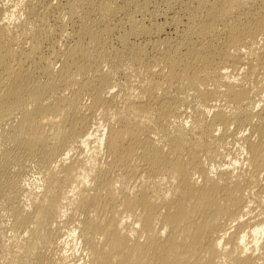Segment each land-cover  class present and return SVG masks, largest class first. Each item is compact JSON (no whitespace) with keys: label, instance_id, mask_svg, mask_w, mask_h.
Instances as JSON below:
<instances>
[{"label":"bare ground","instance_id":"1","mask_svg":"<svg viewBox=\"0 0 264 264\" xmlns=\"http://www.w3.org/2000/svg\"><path fill=\"white\" fill-rule=\"evenodd\" d=\"M0 264H264V0H0Z\"/></svg>","mask_w":264,"mask_h":264}]
</instances>
